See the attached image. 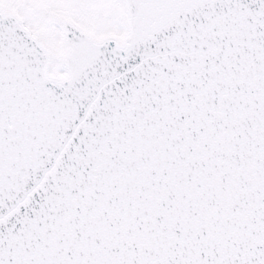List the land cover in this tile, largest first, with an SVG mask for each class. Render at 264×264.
Instances as JSON below:
<instances>
[{
  "label": "snow or ice",
  "instance_id": "1",
  "mask_svg": "<svg viewBox=\"0 0 264 264\" xmlns=\"http://www.w3.org/2000/svg\"><path fill=\"white\" fill-rule=\"evenodd\" d=\"M0 264H264V0H0Z\"/></svg>",
  "mask_w": 264,
  "mask_h": 264
}]
</instances>
